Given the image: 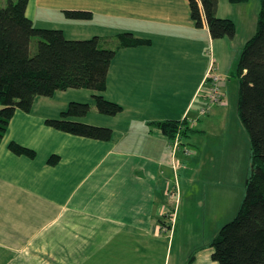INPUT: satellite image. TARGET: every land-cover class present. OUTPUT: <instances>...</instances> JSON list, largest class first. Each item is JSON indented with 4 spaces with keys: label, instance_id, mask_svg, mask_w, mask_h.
<instances>
[{
    "label": "crops",
    "instance_id": "crops-1",
    "mask_svg": "<svg viewBox=\"0 0 264 264\" xmlns=\"http://www.w3.org/2000/svg\"><path fill=\"white\" fill-rule=\"evenodd\" d=\"M219 6L217 15L229 18ZM25 15L67 39L98 36L108 47L129 32L148 43L118 48L110 63L100 93L121 106L117 114L98 112L86 88L36 96L30 111L14 112L0 142V264H170L166 177L180 160L156 122L185 118L195 129V98L214 72L215 44L227 37L198 27L188 0H28ZM72 101L91 109L69 119L108 127L111 139L46 124ZM11 142L34 156L12 152ZM211 251L198 248L184 264H218Z\"/></svg>",
    "mask_w": 264,
    "mask_h": 264
},
{
    "label": "trees",
    "instance_id": "trees-1",
    "mask_svg": "<svg viewBox=\"0 0 264 264\" xmlns=\"http://www.w3.org/2000/svg\"><path fill=\"white\" fill-rule=\"evenodd\" d=\"M27 2L0 0V142L17 109L28 112L36 96H51L56 90L89 89L94 93L98 112L107 115L120 112L118 103L100 93L105 89L110 63L118 48L148 42L129 32L119 34L117 44L105 42L108 47L100 43L98 36L67 39L60 29L34 26L25 15ZM188 2L191 18L198 27L205 23L212 39L232 36L233 21L217 16L218 0ZM64 15L73 19L92 16L83 10H65ZM233 75L239 83L238 115L250 141V173L236 215L220 228L209 247L212 260L218 264H264V0L256 31L244 44ZM90 109L89 103L72 101L60 118L45 122L73 135L110 140V128L69 119L83 116ZM156 124L171 142L178 136L181 146L185 138L196 132L185 118ZM8 147L16 154L29 157L35 154L15 142Z\"/></svg>",
    "mask_w": 264,
    "mask_h": 264
},
{
    "label": "rangeland",
    "instance_id": "rangeland-1",
    "mask_svg": "<svg viewBox=\"0 0 264 264\" xmlns=\"http://www.w3.org/2000/svg\"><path fill=\"white\" fill-rule=\"evenodd\" d=\"M220 5V12L225 10V16L234 23L232 36H225L223 44H215L213 52L214 72L222 81L220 102L210 104L201 114L202 98H195L193 108L198 111L193 125L197 131L183 140V149L190 152L176 151L174 162L177 165L180 160L179 169L176 175L169 171L166 177L170 182V264L186 263L198 248L210 249L220 228L236 215L250 173V141L237 111L239 83L233 72L244 44L256 31L261 0H220ZM192 115L189 113V119Z\"/></svg>",
    "mask_w": 264,
    "mask_h": 264
},
{
    "label": "built area",
    "instance_id": "built-area-1",
    "mask_svg": "<svg viewBox=\"0 0 264 264\" xmlns=\"http://www.w3.org/2000/svg\"><path fill=\"white\" fill-rule=\"evenodd\" d=\"M221 82L222 81L219 80V76L213 72L211 67L210 71L207 74V77L205 78V81L203 82V86H201L200 93L198 95V97L202 98L201 102L203 103L200 104L201 114H204L208 110L210 104L220 102V96H219L220 92L218 88ZM180 142L181 141L179 137L176 136L171 143L172 151L175 153V155H176V151L180 150V147H182ZM183 150H184L183 153L188 155V150L187 149H183ZM175 155H173L174 159H175Z\"/></svg>",
    "mask_w": 264,
    "mask_h": 264
}]
</instances>
